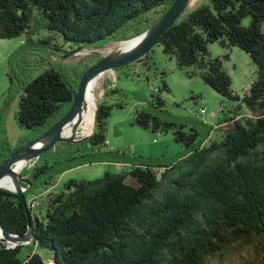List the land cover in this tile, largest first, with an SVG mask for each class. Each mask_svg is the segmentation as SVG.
<instances>
[{
  "label": "trees",
  "instance_id": "trees-1",
  "mask_svg": "<svg viewBox=\"0 0 264 264\" xmlns=\"http://www.w3.org/2000/svg\"><path fill=\"white\" fill-rule=\"evenodd\" d=\"M173 1L0 0V39L26 35L28 50L47 46L51 52H45L54 55L53 50L61 49L53 34L75 50L99 47L141 34ZM245 17L251 18L248 26L242 24ZM263 22L264 0H208L183 14L158 44L175 57L179 69L197 66L206 84L230 100L242 101L250 115L242 118L231 109L233 114L227 113L215 126L224 127V136L207 145L213 127L201 137L198 128L166 111L161 93L170 88L163 78L158 92L136 110L133 123L154 131L172 130L184 149L181 158L170 161L166 156L135 154L122 172H106L91 181L72 179L64 190L50 195L46 213L39 218L30 197L37 189L54 185L57 175L90 161L127 159L130 151H103L112 108L124 105L108 99L99 102L92 135L79 142H59L33 168L23 170L32 183L25 192L27 206L16 193L0 189V221L9 232L23 235L29 227V210L35 236L30 245L9 247L0 242V264H207L236 242L257 238L263 242ZM214 42L239 47L255 64L257 76L243 97L232 89L222 58L210 55L209 44ZM51 62L30 81L22 79L17 68L8 73L10 91L19 94L17 123L31 130L16 147L41 136L63 117L90 66L73 82L66 68ZM116 92L120 90L114 86L105 95ZM83 142L97 151L80 154ZM13 149L6 142L0 144V165ZM128 176L136 186L127 182ZM39 249L48 251L52 263Z\"/></svg>",
  "mask_w": 264,
  "mask_h": 264
},
{
  "label": "rangeland",
  "instance_id": "rangeland-1",
  "mask_svg": "<svg viewBox=\"0 0 264 264\" xmlns=\"http://www.w3.org/2000/svg\"><path fill=\"white\" fill-rule=\"evenodd\" d=\"M204 2H208V0H196L195 4L190 7L191 0L184 14ZM250 21V17H245L242 24L248 26ZM262 30L264 32V22L262 23ZM52 36H54L55 44L57 42L59 49H61L53 50L56 55L45 52V50L51 52V49L47 46H42L40 50L37 49L38 51L35 49L28 50L30 46L27 45L28 37L26 35L0 39V144L6 142L12 149L26 139L31 130L20 126L16 120L19 94L14 93V90L10 91L11 84L8 73L11 68H17L21 73L20 77L25 81H30L48 67L50 59L53 65L60 64L66 68V72L74 82L88 65L91 66L103 57L119 53L121 43L129 40L127 38L110 41L99 47L75 50L70 48V45L63 39H58L56 34ZM33 37L37 38V36ZM20 48L27 50L20 51ZM64 49L69 53H64ZM26 51L30 52L25 54ZM209 52L212 57L219 56L222 58L223 66L232 78V89L240 97H243L247 92V88L250 87L257 76L256 66L251 57L239 47L224 48L219 42L209 44ZM225 55H228V57H225ZM163 78L170 88L169 92L163 91L161 93L166 102V111L173 119L183 122L187 126L192 125L198 128L201 137H204L210 127H213L210 130V136L205 140L207 145L213 140L222 139L225 133L224 127L215 128V126L227 113L229 115L233 114L230 112L231 109H237L242 118L249 116L251 113L242 101L230 100L206 84L202 80L197 66L193 65L185 69H179L175 57L166 54L163 47L156 44L142 61L116 68L114 73H107L95 89L97 106L99 102L105 99L113 104L121 102L124 105L123 107L114 106L112 108L107 131L108 143L103 151H130V153H127V159L122 162L90 161L89 163L78 164L57 175V181L54 185L46 190L37 189L36 194L30 197L31 204L33 203V206L38 207L34 211L35 215L41 219L44 217L50 195L64 190L68 181L72 179L91 181L104 176L106 172H122L130 167L125 162L128 161V158L133 159L135 154L146 158L166 156L170 161L181 158L184 149L175 140L172 130L167 132L154 131L133 123L136 110L147 105V101L152 94L158 92L159 86H162ZM114 86L120 92L107 97L105 95L106 91ZM122 90L127 93L125 96L121 93ZM202 108L205 109L204 112L201 111ZM199 122H204V125ZM227 128H229V125ZM93 132L94 125L91 133H84L83 128L80 126L75 139L80 141L82 138L92 135ZM94 149L95 147L89 142H83L80 154L94 153V151H97ZM38 160L27 161L25 166L19 170V173L22 175L23 170L33 168ZM24 177L28 179V176ZM126 180L133 186L137 184L132 176H128ZM31 186L32 183L30 182L22 183L25 192ZM261 241L257 238L248 243L236 242L223 254L208 259L207 264H264V241ZM0 242H4L11 247L32 243L31 240L19 243L5 237ZM28 251L29 248H24V252ZM39 252L44 255L48 263H52L47 250L39 249Z\"/></svg>",
  "mask_w": 264,
  "mask_h": 264
},
{
  "label": "water",
  "instance_id": "water-1",
  "mask_svg": "<svg viewBox=\"0 0 264 264\" xmlns=\"http://www.w3.org/2000/svg\"><path fill=\"white\" fill-rule=\"evenodd\" d=\"M190 1L191 0H174L172 4L167 8L165 13L152 26H150L141 34L129 39H138L130 48V50L125 53H122L123 51H120L119 53L112 56L103 57L96 63L89 66L84 71L79 80L78 88L74 92L73 103L69 110L65 113V115L41 136L29 141L25 145L14 148L9 156L5 160H3L0 165V179L3 178L7 173L12 174V177L14 179V187H0V189L16 193L22 199L23 204L27 206L25 189L22 187V183L29 182V179L21 175V173H16L15 171H13L12 166L16 163L17 160L20 159H26L27 161L38 160L44 152L48 151L51 148H54L59 142L79 141L75 139V136L66 138L63 136V133L65 126L70 122V120L75 117V115L81 109L89 79L94 74L100 71H115L116 68L132 64L133 62H136L144 56L148 55L153 47L158 44L161 35L184 14ZM95 121L96 117L94 118V129L96 125ZM87 138L88 137H84L81 140H85ZM27 214L29 218V227L28 231L23 235L9 232L5 225L0 221V228L3 231V235L5 238L17 241L19 243L26 242L27 240H34L35 236L33 233L31 215L29 214V210H27Z\"/></svg>",
  "mask_w": 264,
  "mask_h": 264
},
{
  "label": "bare ground",
  "instance_id": "bare-ground-1",
  "mask_svg": "<svg viewBox=\"0 0 264 264\" xmlns=\"http://www.w3.org/2000/svg\"><path fill=\"white\" fill-rule=\"evenodd\" d=\"M195 2L196 0H192L190 7L193 6ZM137 40L138 39H133L122 42L121 43V51H123L122 53H125L128 50H130V48L134 45V43ZM107 73H114V71L113 70L100 71L94 74L89 79L85 90V96L83 99V104L81 106V109L75 115V117L72 120H70V122L65 126L63 133L64 137L70 138L76 136L77 133L79 132L80 126L83 128L84 133H91L93 131L95 111L97 106L95 89L98 87L100 80ZM26 163H27L26 159L17 160L16 163L12 166L13 171H15L16 173L19 172V170L22 169ZM0 187H7V188L14 187V179L12 177V174L7 173L3 178L0 179ZM3 237L4 235L2 229L0 228V241L3 240Z\"/></svg>",
  "mask_w": 264,
  "mask_h": 264
},
{
  "label": "built area",
  "instance_id": "built-area-1",
  "mask_svg": "<svg viewBox=\"0 0 264 264\" xmlns=\"http://www.w3.org/2000/svg\"><path fill=\"white\" fill-rule=\"evenodd\" d=\"M201 111H202V112H204V111H205V109H204V108H202V109H201ZM32 204H33V203H32ZM32 204H31V205H32ZM32 206H33V205H32ZM33 207H35V206H33Z\"/></svg>",
  "mask_w": 264,
  "mask_h": 264
}]
</instances>
